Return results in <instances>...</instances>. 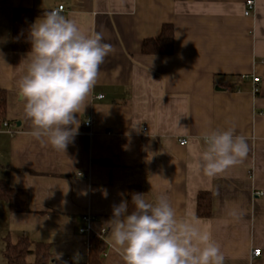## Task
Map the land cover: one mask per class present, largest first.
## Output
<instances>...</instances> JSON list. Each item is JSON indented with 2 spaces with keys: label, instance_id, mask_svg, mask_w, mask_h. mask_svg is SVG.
Instances as JSON below:
<instances>
[{
  "label": "crops",
  "instance_id": "crops-1",
  "mask_svg": "<svg viewBox=\"0 0 264 264\" xmlns=\"http://www.w3.org/2000/svg\"><path fill=\"white\" fill-rule=\"evenodd\" d=\"M253 1L245 17L246 0H0V90L10 126L0 128V180L29 196L26 213L0 202L1 251L3 236L25 235L48 244L57 264L84 259L88 235L79 229L90 215L93 233L106 231L103 264H123L106 222L133 186L150 202L166 194L180 217L196 216L197 195L208 192L211 215L198 218L224 264H264V0ZM58 5L81 31L100 32L114 47L65 153L27 134L17 84L29 53L10 48L14 8ZM164 24L174 28L171 54H142L143 40ZM231 127L247 138L248 156L205 176L196 167L202 134Z\"/></svg>",
  "mask_w": 264,
  "mask_h": 264
},
{
  "label": "clouds",
  "instance_id": "clouds-1",
  "mask_svg": "<svg viewBox=\"0 0 264 264\" xmlns=\"http://www.w3.org/2000/svg\"><path fill=\"white\" fill-rule=\"evenodd\" d=\"M52 9L30 29L31 50L26 73L17 87L27 134L53 150L65 153L78 134L80 114L100 77V67L114 52L103 34L81 31L77 23ZM204 149L196 167L215 177L241 163L249 153L244 135L235 127L202 134ZM129 202L113 205L110 240L123 264H224L225 256L212 233L195 215L180 217L166 194L155 202L144 193L132 194ZM232 215L240 218V213Z\"/></svg>",
  "mask_w": 264,
  "mask_h": 264
},
{
  "label": "trees",
  "instance_id": "trees-1",
  "mask_svg": "<svg viewBox=\"0 0 264 264\" xmlns=\"http://www.w3.org/2000/svg\"><path fill=\"white\" fill-rule=\"evenodd\" d=\"M44 11L36 8L16 7L11 15V42L10 48L14 53H29L31 50L30 29L34 19L42 17ZM174 28L172 24H164L159 34L143 40L140 50L144 55L166 56L171 54L174 45ZM6 94L0 90V128L5 119ZM138 193L136 187L128 189L127 201L129 211L133 209L131 204L132 194ZM28 192L24 189L11 188L9 184L0 180V202L6 204L8 210L14 213L29 212ZM211 215V196L208 192H199L196 199V216L208 218ZM1 257L5 264H57L50 255V246L45 243L31 241L25 235H19L15 241L9 235L2 238ZM88 252L84 259L66 261L64 264H103L104 242L94 234L88 235Z\"/></svg>",
  "mask_w": 264,
  "mask_h": 264
},
{
  "label": "built area",
  "instance_id": "built-area-1",
  "mask_svg": "<svg viewBox=\"0 0 264 264\" xmlns=\"http://www.w3.org/2000/svg\"><path fill=\"white\" fill-rule=\"evenodd\" d=\"M54 9H62V11H64V7L62 5H58L56 8ZM254 10V1L253 0H246L245 2V8H244V12L243 15L245 17L250 16L253 13ZM51 11V10H50ZM258 78H253V82L256 83L258 82ZM254 91H256V89H254ZM99 99L102 98L101 95L98 96ZM3 127L6 128V131L9 132V124L2 122ZM84 126L89 128L90 127V121L86 120L84 122ZM180 144H185V140H180L179 141ZM254 196H261L262 193L261 192H254L253 193ZM82 221L84 222L85 226L81 229H79V233L80 234H94L96 237H98L99 239H101V241L103 240V236L105 234V229H101V231L97 232V233H93L92 229H91V222H92V217L90 215H83L82 216ZM260 250L259 249H254L252 251V257H259L260 256ZM70 259H67V261H69Z\"/></svg>",
  "mask_w": 264,
  "mask_h": 264
},
{
  "label": "rangeland",
  "instance_id": "rangeland-1",
  "mask_svg": "<svg viewBox=\"0 0 264 264\" xmlns=\"http://www.w3.org/2000/svg\"><path fill=\"white\" fill-rule=\"evenodd\" d=\"M0 246H1V241H0ZM3 246V244H2ZM0 264H5L3 258L1 257V247H0Z\"/></svg>",
  "mask_w": 264,
  "mask_h": 264
}]
</instances>
